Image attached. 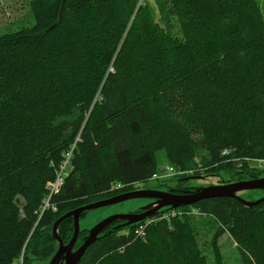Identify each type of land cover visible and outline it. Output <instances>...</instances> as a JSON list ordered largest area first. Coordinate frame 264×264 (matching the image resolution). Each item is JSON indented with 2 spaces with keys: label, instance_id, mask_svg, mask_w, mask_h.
<instances>
[{
  "label": "trees",
  "instance_id": "obj_1",
  "mask_svg": "<svg viewBox=\"0 0 264 264\" xmlns=\"http://www.w3.org/2000/svg\"><path fill=\"white\" fill-rule=\"evenodd\" d=\"M163 2L179 34L154 19L150 0H27L33 23L0 34V264L47 259L55 219L153 181L160 150L168 165L193 170L187 176L226 168L233 178L248 170L245 159L264 160L257 0ZM69 150L57 210L38 218ZM252 201L198 198L113 221L77 264H208L203 241L223 264L217 239L225 231L242 264H264V198ZM190 208L212 219L199 222ZM70 232L67 217L57 233L66 243ZM79 232L74 249L87 234Z\"/></svg>",
  "mask_w": 264,
  "mask_h": 264
},
{
  "label": "rangeland",
  "instance_id": "obj_2",
  "mask_svg": "<svg viewBox=\"0 0 264 264\" xmlns=\"http://www.w3.org/2000/svg\"><path fill=\"white\" fill-rule=\"evenodd\" d=\"M155 1L157 4H155ZM26 2L27 0H0V34L4 33L6 31H12L13 29H16L18 26L26 24V23H33V18L31 14H29L26 8ZM261 15H263L264 18V0H257ZM166 3L163 2V0H150V6L154 8V19L158 20L163 26L168 28V30L173 34H179V28L176 22V19L173 16H167L164 14V10H162V7ZM158 158L160 159V166L168 164L166 163L164 152L162 150L157 152ZM248 170L243 169V173H240L237 175V181H240L242 178H245L244 175L247 173H250V175L256 176V177H264V166L260 167L258 163L256 162H249ZM159 169V168H158ZM161 175L163 174V171L161 170ZM193 172V170H192ZM232 170L226 169V168H219L216 171H214V175H202L204 178L200 179H190V180H184L177 181L178 176L175 174L167 175L166 177H162L159 179H154L153 181H149L146 183H139L135 186V190L138 189V187L146 186L148 189L153 187H160L158 186L159 183L165 182L168 185H172L171 187H177V186H193V187H203V186H209V185H215L218 183H227L224 182L227 178H229ZM182 175L180 178L187 176V174H178ZM191 175V174H189ZM194 175V174H193ZM244 176V177H243ZM247 176V175H246ZM223 179V182L221 181ZM241 182V181H240ZM181 183V184H180ZM229 183V182H228ZM227 183V184H228ZM165 187V186H163ZM238 195L241 197V199H244L246 201H252L260 197H264V189H246L238 192ZM155 200L152 198L147 197H135L128 200H125L123 202L109 204L103 207L95 208L86 211L83 215L80 216L79 219V228L80 230H89L94 225H96L100 220L104 219L105 217H108L112 214H124V213H137L140 212V208L142 206H147L150 204V206L155 205L156 203H150ZM194 219L198 220L199 222H207L208 220H211L212 218L207 214H193ZM213 222V221H212ZM219 225L218 222L213 224H207L205 226V229L208 233H212L215 229V226ZM73 228V227H72ZM210 234L207 236V239L210 238ZM206 239V240H207ZM218 240V245L221 253V260L223 264H242L240 254L237 252V245L231 239V236H229V233L225 231ZM203 247V254L207 255V262L208 264H214V261L212 259L213 254L211 253L210 247L206 246L204 247L205 241L201 242ZM57 243L55 242V247L53 252L57 249ZM53 252L50 254V256L47 259L43 258H35L32 256V260H30V264H48L49 258L53 255Z\"/></svg>",
  "mask_w": 264,
  "mask_h": 264
},
{
  "label": "water",
  "instance_id": "obj_3",
  "mask_svg": "<svg viewBox=\"0 0 264 264\" xmlns=\"http://www.w3.org/2000/svg\"><path fill=\"white\" fill-rule=\"evenodd\" d=\"M204 178L202 175H188L180 178L179 180H190V179H200ZM246 189H264V177L250 176L247 180L235 181L227 183H218L215 185L203 186L194 190L193 192H184L180 194L173 193L172 191H160L155 189H137L117 194L110 198L103 200H98L95 202L80 205L76 208L71 209L59 218L55 219L52 225V232L54 239L57 242V249L49 258L48 264H77L79 257L82 256L85 249L93 242L98 234L103 230L108 224L116 220H124L122 224H130L139 220H142L146 216H150L157 209L162 207L176 208L183 205H189L192 201L198 198L206 197H237L244 201L246 204H255L256 201H246L241 199L238 192ZM135 197H147L155 198L153 202L156 203L153 206L148 204L147 206H142L141 211L137 213H122V214H112L111 217H105L100 220L91 229L87 230V234L84 236L81 244L74 249V244L77 241L78 235L80 234L79 219L81 214L95 208L103 207L109 204L123 202L125 200L135 198ZM264 198V197H263ZM71 217L72 220V235L68 242L64 243L63 240L57 233L58 224L65 218Z\"/></svg>",
  "mask_w": 264,
  "mask_h": 264
},
{
  "label": "built area",
  "instance_id": "obj_4",
  "mask_svg": "<svg viewBox=\"0 0 264 264\" xmlns=\"http://www.w3.org/2000/svg\"><path fill=\"white\" fill-rule=\"evenodd\" d=\"M71 150H69V152H66L64 153V160L61 162L60 166H58V170L56 172V176L54 178V180H52L51 182H48L47 184V193H45L46 195L44 196L43 200H42V203L40 205V209H39V216L38 218L46 211V210H52V211H56L57 210V207L55 202L52 201V198L54 195H56L57 192L60 191V188L63 184V179H64V176L66 175L67 173V167L68 166V159L70 157V153ZM248 163L249 162H256L258 163V165L260 167L264 166V160L263 159H245ZM163 171V174L161 175V172L160 171ZM188 174V173H192V170H184V169H180V168H175L171 165H168V164H165V165H162L159 167V169L157 171H155L152 175H150L151 179H159V178H162V177H166L167 175H172V174ZM120 186V184H112L111 185V188H118ZM183 211V210H181ZM188 213L192 216H194L193 214H205L206 212H203V211H199L197 208H190L188 210ZM172 214H175V212H172ZM149 220V219H148ZM151 221V220H150ZM148 222V221H147ZM140 227V226H139ZM140 233L142 234V230L140 229ZM21 257L20 259L18 260L19 261V264H22V261H21Z\"/></svg>",
  "mask_w": 264,
  "mask_h": 264
},
{
  "label": "flooded vegetation",
  "instance_id": "obj_5",
  "mask_svg": "<svg viewBox=\"0 0 264 264\" xmlns=\"http://www.w3.org/2000/svg\"><path fill=\"white\" fill-rule=\"evenodd\" d=\"M247 175V176H246ZM246 175H244L245 176V178H242L241 180H247V179H249L250 177H249V174H246ZM243 176V177H244ZM235 179H237V176H235V177H233V178H227L226 180H224V182H235V181H237V180H235ZM223 180V179H222ZM240 180V181H241ZM223 182V181H222ZM139 184V183H138ZM137 185V184H136ZM167 184L165 183V182H161L160 183V185H158V186H160V187H153V188H149V189H155V190H160V191H170V189H175V190H171V191H174V193H176V194H178V192H180L179 190H177V188H175V187H171L170 185H168V186H166ZM147 186V185H146ZM146 186H141V187H138V189H148ZM163 186H165V187H163ZM148 189V190H149ZM152 199H154V198H152ZM139 211H141V210H139ZM71 233V232H70ZM80 237V235H78V238ZM78 238H77V240H78ZM77 242V241H76Z\"/></svg>",
  "mask_w": 264,
  "mask_h": 264
}]
</instances>
